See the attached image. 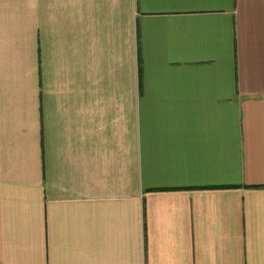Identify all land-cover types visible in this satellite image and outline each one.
I'll list each match as a JSON object with an SVG mask.
<instances>
[{"label": "crops", "instance_id": "0c3cea01", "mask_svg": "<svg viewBox=\"0 0 264 264\" xmlns=\"http://www.w3.org/2000/svg\"><path fill=\"white\" fill-rule=\"evenodd\" d=\"M0 264H264V0H0Z\"/></svg>", "mask_w": 264, "mask_h": 264}]
</instances>
